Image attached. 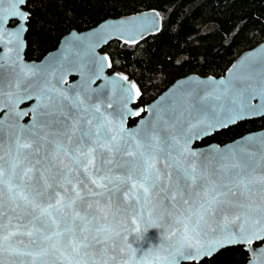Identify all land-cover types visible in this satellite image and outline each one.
I'll list each match as a JSON object with an SVG mask.
<instances>
[{
  "label": "snow or ice",
  "instance_id": "1",
  "mask_svg": "<svg viewBox=\"0 0 264 264\" xmlns=\"http://www.w3.org/2000/svg\"><path fill=\"white\" fill-rule=\"evenodd\" d=\"M28 3L0 0V264H198L226 244L245 245L249 264H264V136L243 138L258 145L244 159L231 149L205 157L192 147L264 115V50L247 65L260 64L259 79L209 77L217 87L186 88L182 108H138L142 92L127 76L92 87L113 66L94 46L86 63H26ZM73 72L80 80L68 84ZM29 112L30 123L21 124ZM142 112L148 118L129 128ZM145 212L158 215L151 226L163 239L138 255L129 238L142 239L137 220ZM218 214L222 223L211 227Z\"/></svg>",
  "mask_w": 264,
  "mask_h": 264
},
{
  "label": "trees",
  "instance_id": "2",
  "mask_svg": "<svg viewBox=\"0 0 264 264\" xmlns=\"http://www.w3.org/2000/svg\"><path fill=\"white\" fill-rule=\"evenodd\" d=\"M150 10L161 18L159 30L136 43L113 39L101 48L113 65L109 72L127 74L140 88L142 98L135 105L151 101L179 77L222 75L241 52L264 41V0H29L25 56L39 59L72 29ZM263 127L264 115L245 119L196 145L223 144ZM245 256L240 245L227 246L198 264L241 263Z\"/></svg>",
  "mask_w": 264,
  "mask_h": 264
},
{
  "label": "water",
  "instance_id": "3",
  "mask_svg": "<svg viewBox=\"0 0 264 264\" xmlns=\"http://www.w3.org/2000/svg\"><path fill=\"white\" fill-rule=\"evenodd\" d=\"M11 21H15L14 24H10ZM9 22V27H15L17 25V20L13 19ZM161 26V18L157 11L150 10V11H142L138 13L131 14L129 16H117V17H108L99 23H97L95 26H92L90 28H87L85 30L78 31L76 29H72L59 39V42L57 46L54 49H51L47 51L40 59H27L25 56V50H26V39L25 35L26 32L23 33L22 40H23V49H22V57L26 63H32L35 62L37 64H40L41 62L45 63H51L54 64L56 60H59L62 57H66V62H77V63H86L91 55V51L93 50L99 55V56H108L107 53L102 52L101 48L105 46L109 41L113 39H119L126 42H132L133 39H141L144 36L156 32L159 30ZM3 47H0V51H4ZM264 50V41L258 43L254 47L244 50L241 52L234 60L233 62L227 67L225 72L222 75L214 76V75H206L201 76L195 73L188 74L186 76H182L174 80L167 88H165L161 93H159L154 99L147 102L143 106L138 105L134 107L138 108H147L148 106H156L159 103V107L161 109H168L170 105H175L177 108H182L186 105V98L184 96V91L188 87H210L212 89H215L217 86L212 85L209 82V77L215 78V80H228L231 79L233 74L239 75V76H247L251 74L254 78L259 79V76L261 74V66L260 64L254 63L251 68H249L247 65L255 60L259 55L261 54V51ZM110 60V58H109ZM111 61V60H110ZM243 61V63H241ZM235 66V68L233 67ZM110 68H104L102 72V78L97 80L95 84L92 85V87H96L99 84L105 83L103 77H108L110 79H115L117 74L120 76H127V74L121 72V71H112L108 72ZM3 74L5 77L6 83L9 81L12 70L9 68H5L3 70ZM72 77V79H71ZM128 77V76H127ZM80 80V75L78 73H71L67 77V83L72 84L76 81ZM128 81L134 82L135 81L128 77ZM199 81H203V84H199ZM137 85V84H136ZM222 88V86H221ZM202 94V93H201ZM215 101L209 100V104L213 103ZM26 105H20L22 109H29L32 104L35 103L34 100L32 101H26ZM24 103V104H25ZM137 103V101H136ZM220 103V102H215ZM254 105L259 106L261 103L260 98L257 97L252 101ZM4 111H7L5 109ZM264 111V110H261ZM0 115H3L2 112H0ZM194 115H196L194 113ZM149 114L146 112H142L140 117H134L130 119H136V121L133 124H129V119L127 121V126L129 128H135L141 119L148 118ZM259 112H257L256 115L251 116L249 118L245 119H251V118H257L261 117ZM32 118V113L29 112L28 115L24 116L21 120V124H29ZM242 119V120H245ZM242 120H238L242 121ZM236 122V123H237ZM235 123V124H236ZM234 124H229L228 126H231ZM227 126V127H228ZM224 127V128H227ZM223 128H220L221 130ZM216 130V131H219ZM10 130L7 126H5V134L4 139L7 142L8 140V132ZM215 131H213L210 135H212ZM210 135H206L205 137H209ZM256 137H262L264 136V127L246 132L228 142H225L223 144H219L217 142H209L207 144L203 145H196V142H199L202 139L196 140L193 142V149L198 150L200 152H203L205 154V157L209 156L210 154L215 156L216 151L219 150L221 153H229V150H234L237 157L239 158H246L248 152H256L258 151V145H253L246 143L243 138L253 136ZM220 163V160L217 158L215 160L211 161V164L213 167L218 165ZM125 209L121 205L120 212L123 213ZM236 213L239 212L238 209L232 210ZM123 219H127L126 217L121 216ZM155 223H159L158 215L149 216L147 212H145L142 219L137 220V224L141 232L143 233V237L141 240L136 241L135 240V233H133V236L129 238L130 242L133 244V247H136L138 249V255H143V251L147 252L149 249L155 247L160 243V241L163 239V233L162 229H159L158 227H152L151 225ZM222 223V217L220 214H218L214 221L210 222L211 227H215L216 224ZM236 244H226L223 247H219L218 250L227 247V246H233ZM246 249V246L243 245ZM261 246V245H260ZM258 246V247H260ZM254 247V246H253ZM256 247V248H258ZM218 250H216L213 254H215ZM249 252V251H248ZM212 254V255H213ZM250 257L251 253L249 252ZM211 255V256H212ZM211 256H205L203 258H209ZM202 258V259H203ZM200 259V260H202ZM250 259V258H249ZM199 260V261H200ZM184 262H191V261H184ZM196 262V261H194ZM148 264H157V262L151 258L148 260ZM246 264H249V260Z\"/></svg>",
  "mask_w": 264,
  "mask_h": 264
},
{
  "label": "flooded vegetation",
  "instance_id": "4",
  "mask_svg": "<svg viewBox=\"0 0 264 264\" xmlns=\"http://www.w3.org/2000/svg\"><path fill=\"white\" fill-rule=\"evenodd\" d=\"M11 24V23H10ZM14 24V23H13ZM54 49V48H53ZM41 58V57H40ZM39 58V59H40ZM28 59V58H27ZM38 60V59H37ZM108 72H109V70H108ZM71 79H72V77H71ZM27 103H25V104H22V105H26ZM134 106H138V105H134ZM261 243L262 242H260V241H255L254 243H253V246L254 247H258V246H260L261 245ZM241 247H242V249L246 252V256H245V259H244V261L243 262H241V263H236L235 262V264H246L247 263V261L249 260V258H250V254H249V252L244 248V246L243 245H240ZM227 264H234V263H227Z\"/></svg>",
  "mask_w": 264,
  "mask_h": 264
}]
</instances>
